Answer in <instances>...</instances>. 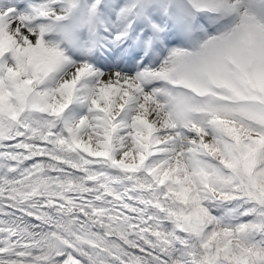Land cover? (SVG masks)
<instances>
[{
	"label": "snow or ice",
	"instance_id": "6c2138e0",
	"mask_svg": "<svg viewBox=\"0 0 264 264\" xmlns=\"http://www.w3.org/2000/svg\"><path fill=\"white\" fill-rule=\"evenodd\" d=\"M0 264H264V0H0Z\"/></svg>",
	"mask_w": 264,
	"mask_h": 264
}]
</instances>
